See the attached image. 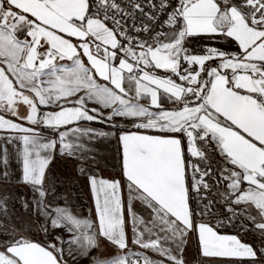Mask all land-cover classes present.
Listing matches in <instances>:
<instances>
[{
	"label": "snow or ice",
	"instance_id": "6c2138e0",
	"mask_svg": "<svg viewBox=\"0 0 264 264\" xmlns=\"http://www.w3.org/2000/svg\"><path fill=\"white\" fill-rule=\"evenodd\" d=\"M0 264H264V0H0Z\"/></svg>",
	"mask_w": 264,
	"mask_h": 264
},
{
	"label": "rangeland",
	"instance_id": "374dc122",
	"mask_svg": "<svg viewBox=\"0 0 264 264\" xmlns=\"http://www.w3.org/2000/svg\"><path fill=\"white\" fill-rule=\"evenodd\" d=\"M112 149L113 148L110 145V147H108L109 154H111V153L113 154L114 153V151H112ZM97 150H98V155L106 153V148L104 146H101V142H98ZM75 163H76L75 161H71V160H69L68 162H65L63 160L57 161L55 166H54L55 170H56V173L58 175H60L61 177L69 178V181H71V178L75 176V172H74ZM75 187L81 190L80 204L83 206L84 210L86 211L87 210V205L89 203V197H88V195L85 192H83L82 184L77 183L75 185Z\"/></svg>",
	"mask_w": 264,
	"mask_h": 264
},
{
	"label": "crops",
	"instance_id": "0c3cea01",
	"mask_svg": "<svg viewBox=\"0 0 264 264\" xmlns=\"http://www.w3.org/2000/svg\"><path fill=\"white\" fill-rule=\"evenodd\" d=\"M206 43H211V42H206ZM221 43H224V42H221ZM196 46L199 47L200 42H198ZM101 146H104L106 148V153L97 155L96 159L99 163V167H97L96 170L98 172H100L102 175L108 176L114 172L113 165L115 163V159H114L115 153L109 154L108 147H110V144H108L106 141L101 142ZM112 151H114V150L112 149ZM193 250H194V248H193ZM109 251H111V250H109Z\"/></svg>",
	"mask_w": 264,
	"mask_h": 264
}]
</instances>
